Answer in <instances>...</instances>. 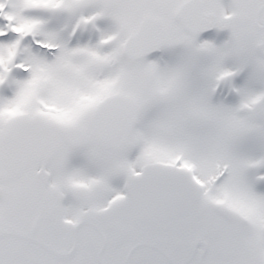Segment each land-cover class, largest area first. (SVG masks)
<instances>
[{
	"label": "snow or ice",
	"instance_id": "snow-or-ice-1",
	"mask_svg": "<svg viewBox=\"0 0 264 264\" xmlns=\"http://www.w3.org/2000/svg\"><path fill=\"white\" fill-rule=\"evenodd\" d=\"M0 264H264V0H0Z\"/></svg>",
	"mask_w": 264,
	"mask_h": 264
}]
</instances>
